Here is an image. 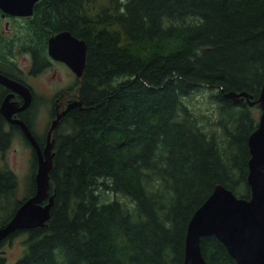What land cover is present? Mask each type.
I'll use <instances>...</instances> for the list:
<instances>
[{"label":"trees","instance_id":"trees-1","mask_svg":"<svg viewBox=\"0 0 264 264\" xmlns=\"http://www.w3.org/2000/svg\"><path fill=\"white\" fill-rule=\"evenodd\" d=\"M24 20L7 37L0 9L1 71L12 72L8 58L19 48L40 72L49 39L70 31L87 43L83 105L54 130L50 221L18 230L0 250L25 236L13 264H184L189 222L215 186L251 196L257 108L225 94L260 95L264 0H39ZM201 88L215 118L187 102ZM4 121L0 113L2 150L12 139ZM27 122L44 147L47 136L41 141ZM11 130L32 148L18 126ZM33 157L35 169L34 149ZM35 176L17 202V176L0 168V229L35 193ZM201 249L208 264H237L215 237ZM0 264H9L2 251Z\"/></svg>","mask_w":264,"mask_h":264},{"label":"water","instance_id":"water-1","mask_svg":"<svg viewBox=\"0 0 264 264\" xmlns=\"http://www.w3.org/2000/svg\"><path fill=\"white\" fill-rule=\"evenodd\" d=\"M39 0H0V9L11 16L30 17ZM48 53L54 60L66 63L80 78L87 60V43L70 31H62L49 39ZM0 83L22 95L24 102L15 107L11 101L14 93L3 101L1 111L12 123L20 125L37 155L36 191L17 210L8 225L0 229V243L18 230L42 228L51 219L54 195H50V171L53 166L54 130L62 117L76 106H82L80 99L70 102L53 120L42 147L22 120L14 118L16 112L28 108L33 94L30 88L2 73ZM227 98L235 102L247 99L250 105L258 104L261 114L257 128L248 139L251 158L249 160L248 184L251 188L249 199L239 198L232 190L218 184L206 202L195 212L189 222L185 246L184 264H208L202 254L203 238L215 237L222 243L237 264H264V81L258 99L251 101L248 92H228ZM46 202V203H45Z\"/></svg>","mask_w":264,"mask_h":264},{"label":"rangeland","instance_id":"rangeland-1","mask_svg":"<svg viewBox=\"0 0 264 264\" xmlns=\"http://www.w3.org/2000/svg\"><path fill=\"white\" fill-rule=\"evenodd\" d=\"M1 18L3 27L7 20L10 22L13 37L15 36L16 30L26 23L24 19L16 20L12 17ZM8 59L12 60L14 66L19 69L17 70V76L25 79L33 88L34 102L28 118L32 123L33 131L41 141L46 142L47 132L53 120L56 118L54 114L55 101L60 97L61 92H66L69 98L73 97L71 100H77V96H79L77 94L80 88V78L65 64L57 62V60L52 58V61L54 60L55 62L52 69L45 73H42V70L35 73L33 69L31 70L32 62L30 53L24 50L20 51L19 48H16L15 52H12V57ZM203 89L201 88L199 89L200 91L192 94L187 102H189L193 109L204 112L211 116V118H215L216 107L208 100L210 91ZM254 100L256 99H251V101ZM250 106L255 109L257 108L255 112L258 113L257 119L259 121L261 113L260 106L258 104ZM10 132L12 136L11 141L5 149H0V168L11 169L16 174L18 189L15 194V201L18 202L29 195L28 187L31 181V175L33 172L36 173L37 168L34 169L33 149L26 143L18 131H11L10 129ZM59 132H62L61 127ZM24 240L25 236L18 237L11 244L4 245L3 249L0 250V252L2 251L7 255L9 264L16 262L23 254Z\"/></svg>","mask_w":264,"mask_h":264},{"label":"flooded vegetation","instance_id":"flooded-vegetation-1","mask_svg":"<svg viewBox=\"0 0 264 264\" xmlns=\"http://www.w3.org/2000/svg\"><path fill=\"white\" fill-rule=\"evenodd\" d=\"M1 17H3V18H15L16 20H18V19H25V18H28V17H14V16H11V15H9V14H6V13H4L2 10H1ZM2 32L8 37H10V36H12L13 34H11V27H10V22L7 20L6 22H5V25H4V27L2 28ZM55 35V34H54ZM31 70L32 69H34V60L32 59V57H31ZM57 62H61V61H57ZM14 63V62H13ZM12 63V66L8 69V70H10V69H12V72H9V71H1V66H0V73H2V74H4V75H6V76H8V77H10V78H12V79H14V80H16V81H19V82H21V83H23V84H25V85H27L29 88H30V90L32 91V94H33V98H32V102H31V104H30V106L28 107V108H26V109H24V110H22V111H19V112H16L14 115H13V117L14 118H17V119H22L25 123H27L28 125H29V123L27 122L28 121V115H29V113H30V111H31V108H32V105H33V102H34V91H33V88L31 87V85L30 84H28L27 82H26V80L25 79H22V78H20V77H17V74H16V72H17V70H19L18 68H16L15 66H14V64ZM55 62H54V60L52 61V59L50 60H48V63L46 64V65H44V67L45 68H43V69H41L43 72L42 73H45V72H47L48 70H50V69H52L53 68V64H54ZM61 63H63V64H65L64 62H61ZM66 65V64H65ZM67 66V65H66ZM68 67V66H67ZM69 68V67H68ZM40 70V71H41ZM30 71V70H29ZM34 72V71H33ZM7 73V74H6ZM18 73V72H17ZM37 73V72H36ZM16 74V75H15ZM0 85L2 86V88H3V94H2V96H1V101H0V113H1V115L3 116V118H4V131L5 132H7V133H11L10 132V129H12L13 128V126H18L19 128H20V131L22 130V128L20 127V125H18V124H15V123H12L9 119H7L4 115H3V113H2V111H1V105H2V103H3V101L6 99V97H8L10 94H12V93H14V96L11 98V101H13V102H16V108L17 107H20L21 105H23V102H24V99H23V97H22V95L21 94H19V93H16V92H14L11 88H9V87H7V86H5L4 84H2V83H0ZM66 99V100H65ZM70 102H72V100H71V98H68L67 97V93L66 92H61V94H60V97L59 98H57V100L55 101V104H54V114H55V116H57V114L59 113V112H61L62 110H64L66 107H67V105L70 103ZM29 127H30V125H29ZM31 129V128H30ZM12 131V130H11ZM22 132V131H21ZM47 134H48V132H47Z\"/></svg>","mask_w":264,"mask_h":264},{"label":"bare ground","instance_id":"bare-ground-1","mask_svg":"<svg viewBox=\"0 0 264 264\" xmlns=\"http://www.w3.org/2000/svg\"><path fill=\"white\" fill-rule=\"evenodd\" d=\"M54 36V35H53Z\"/></svg>","mask_w":264,"mask_h":264}]
</instances>
